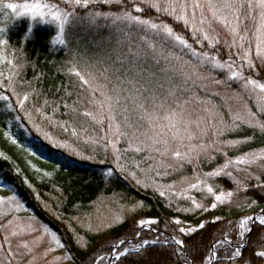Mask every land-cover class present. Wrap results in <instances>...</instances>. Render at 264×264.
Masks as SVG:
<instances>
[{
	"label": "snow or ice",
	"instance_id": "obj_1",
	"mask_svg": "<svg viewBox=\"0 0 264 264\" xmlns=\"http://www.w3.org/2000/svg\"><path fill=\"white\" fill-rule=\"evenodd\" d=\"M101 6H107V10ZM0 14L9 23L27 17L34 23L55 25L57 33L52 44L68 50L69 59L59 69L67 82L56 88L57 93L63 91L65 95L58 99H48L35 87L21 96L14 85L24 65L21 63L17 70L13 60H7L14 69L8 77V89L16 97L15 106L24 112V119L51 147L80 159H93L91 154L84 155L88 150L92 154L103 151L106 156L111 150L120 171L125 170L121 164L125 154L146 153L145 160L152 161L147 169H141L146 179H151L152 172L166 176L169 170L180 172L191 165L193 175L181 178L179 183L186 187L179 193L171 191L173 184L166 186L168 191L164 186L157 187L161 197L179 195L190 201L189 207L178 206V212H209L218 205H226L238 193L247 192L249 179L255 180V186L264 191V149L231 158L224 149L235 148L246 141L222 139L244 127L264 134V0H24L23 3L0 0ZM246 21H253L254 28L250 30ZM218 25L226 30V38L222 39ZM6 26L0 27V35L5 33ZM69 26H80L96 35L101 29H108V34L89 41L97 49L89 54L86 46L81 50L79 41L70 46L66 39ZM31 31L30 25L28 32ZM7 44L6 39L0 38V46ZM3 59L0 56V60ZM3 86L0 84V88ZM73 95L76 99L67 103L66 97ZM33 98L32 108L28 109L26 102ZM41 98L42 104H39ZM0 101L13 109L9 95L0 94ZM81 105L83 111H80ZM61 106L65 115L82 116L98 130L81 136L77 127L83 128L84 121L76 125L53 119ZM47 109H51L53 116L45 114ZM37 117L63 134L70 132L72 139L55 138L37 123ZM83 131L88 130L83 128ZM4 135L13 145H18L12 133ZM122 141L127 147H118ZM24 150L29 155H43L39 145ZM213 153H222L225 161L215 170L205 172L201 162L214 161ZM135 167L140 169V164L136 163ZM253 169H257L255 174ZM239 173L244 176L240 177ZM105 175L111 176L112 171ZM129 175L137 184L141 183L136 172ZM220 177L228 178L235 190H224L213 183ZM152 183L155 184V180ZM192 190L204 193L202 199L198 201L195 196L187 195ZM209 197L212 198L210 205L203 202ZM4 204V199L0 198V205ZM256 204L253 199L248 206ZM7 205L6 210L0 209V216L24 208L15 195L7 198ZM221 219L216 216L211 223ZM14 221L15 218L4 226L10 230V235H5L0 244V251L9 264L18 255L12 250L11 238L25 232V228ZM158 223L153 218L136 221L131 240L119 239L108 255L93 257L92 264H129L132 254L150 251L156 245L164 251L171 248L170 255L178 258L175 264H193L196 257L193 261L188 259L184 237L205 229L206 223L192 225L179 218L172 220L166 228L175 225L180 238L154 229ZM254 226L258 231L252 244L261 248H253L254 257L257 264H264V208L255 215L239 219L238 223L229 220L222 239L209 245L207 255L197 253L199 264H254L251 256L244 258V249L249 246L246 241ZM27 230L35 231L31 224L27 225ZM145 230L155 234L145 236ZM43 233L57 247H65L47 227H43ZM39 239L37 237V241ZM4 245H7L6 250ZM19 247L28 253L33 251L28 243ZM64 259L74 258L65 255Z\"/></svg>",
	"mask_w": 264,
	"mask_h": 264
},
{
	"label": "trees",
	"instance_id": "obj_2",
	"mask_svg": "<svg viewBox=\"0 0 264 264\" xmlns=\"http://www.w3.org/2000/svg\"><path fill=\"white\" fill-rule=\"evenodd\" d=\"M101 8L107 10V7L101 6ZM78 11L81 10L78 9ZM150 11L154 14L153 10ZM81 14L83 13L81 12ZM28 28L27 21L23 19L11 22L6 28L5 38L8 41L12 57H15L16 69H19L21 63L24 65L20 75L15 78L22 88L25 87L23 89L26 90V93H30L32 88L35 87L41 90L48 99H58L60 96L65 95L63 91L57 93L56 88L62 82H67L66 77L59 69L69 59L68 50L62 46L52 44L53 29L32 27V31L28 32ZM107 34L108 29L100 30L99 35ZM99 35L80 26H69L66 31V39L70 41V46H74L76 41H79L81 50L86 46L89 54L97 51L89 41L99 39ZM42 99L39 104H42ZM74 99H76L75 95L70 98L66 97V102L71 104ZM33 102L34 98L30 101L31 108ZM79 108L80 111L84 110L83 105ZM64 112L65 110L61 106L60 111L54 116L51 109H47L45 114L53 116V119L57 121H67L69 124L76 125L84 121V126H90L86 118L82 116L70 117L65 115ZM8 117L10 116H4L0 112V149L4 150L10 157V161L0 158V176L3 181L14 188L17 197L33 211L38 220L46 225L49 230L56 233L65 245L67 254L74 258L71 260L73 264H92V258L97 254L108 255L111 246L119 239L131 240L136 230V221L147 218L159 221L154 229L166 235L177 236V238L180 237L178 232L174 230L175 225L166 228V225H169L172 220L179 218L185 224L192 225L205 222V229L198 231L191 237H184L187 242L188 259L193 261V257H196L193 264H199L197 253L207 255L209 245L222 239L229 220L238 223L239 219L246 217L248 214L260 212L261 208H264V191L255 186V180L249 179L247 181V192L238 193L233 197V202L223 206L218 205L215 210L209 212L197 210L178 212L176 211L178 206L189 207L190 201L179 195L170 196L166 194L165 197H161L156 187L150 188L142 186L143 184H137L136 180L129 175L130 172H136L139 178L145 176L135 167V164L138 161L140 162L142 158L132 152L125 154L122 158L121 164L125 170L120 171L112 158L111 152L107 156L102 152L91 153L94 160L80 159L65 153L62 154L49 144L31 142L35 146H41V150L50 159L47 161L33 157L35 161L40 166L45 165L48 169H53L51 178H39V174L30 167L26 160L28 152L24 150V144L27 143L28 138L23 135V132L16 131L15 136H18L16 137L18 146L13 145L4 135L9 129ZM37 121L43 123L38 117ZM29 134L36 137L32 131H29ZM248 137L252 138L248 139ZM222 139L246 141V143L235 148L224 149L231 158L243 155L246 152H258L260 149H264V134L259 133V131L254 132L247 127L236 133H230ZM124 147L125 143L123 142L122 148ZM213 154L216 156L214 161L201 162L203 171L215 170L216 167L224 163L225 157L222 153ZM58 155L61 156L60 159ZM84 155H90V151H85ZM101 161L104 162L101 163ZM15 163L21 169L19 174L15 170ZM110 170L112 175H105ZM192 175L193 168L191 165L185 166L180 172L169 170L168 175L162 174L159 176V180L161 178L159 186H164V189L168 191L166 186L173 184L174 188L171 191L175 189L174 192L179 193L181 189L177 185L180 184L181 178ZM24 176L31 183L34 190L27 186ZM213 183L218 184L224 190H235V185L226 177L216 178ZM187 195L195 196L199 201L204 193L192 190ZM246 198L248 203L254 199L257 204L249 207ZM170 200L171 206L169 205ZM203 202L210 205L212 198L209 197ZM99 203H104L110 210L118 208L122 212L121 221L108 227L98 226L94 216L96 215V206ZM216 216H220L221 221L215 224L211 223ZM256 231L258 229L254 226L249 241H246L249 246L244 249V258L247 260L251 256L254 264H257V261L254 257L253 248L261 250L260 246L252 244V241L256 240ZM154 234H149L147 230L144 233L145 236ZM170 252L171 248L164 251L161 250L160 245H156L155 249L150 251L142 252L139 255L132 254L129 257V264H175L178 258L175 255H170Z\"/></svg>",
	"mask_w": 264,
	"mask_h": 264
},
{
	"label": "rangeland",
	"instance_id": "obj_3",
	"mask_svg": "<svg viewBox=\"0 0 264 264\" xmlns=\"http://www.w3.org/2000/svg\"><path fill=\"white\" fill-rule=\"evenodd\" d=\"M5 2L23 3L24 0H5ZM52 2H57V0H52ZM61 7L66 8L67 6L61 4ZM104 7H107V6H104ZM81 12H82V10H81ZM20 19L27 21L28 25L29 26L31 25V27H45V28L53 29L54 30V36L57 33V28L55 25L34 23V22L30 21L27 17H23ZM165 19L168 20L170 18L166 17ZM10 23L5 22L3 20V15L0 14V27L5 26V24H7V26H8ZM245 23L247 24V27L250 30L254 28V22L253 21H246ZM7 26H6V28H7ZM217 27H218V30L220 31V35H221L222 39L226 38V30H224L219 25ZM67 29H66V31H67ZM5 34H6V30H5V33L0 35V38L6 39ZM0 56L4 57L3 60H0V73H2V75H0V84L4 85L2 88H0V94L9 95L11 97V100H12V103L14 106L13 109H9V108H7L5 102L0 101V112H1V114H3L4 116H7V115L10 116V117H8V121H7L8 128H9L8 132L12 133L14 138L18 137V136H15L16 131L23 132V135L28 138V141H26L27 143L24 144L25 145L24 148L25 147H35V144H33L31 142H39V143L42 142V143L48 144L45 140H43V138L35 130L32 129L31 123H29L28 120L24 119V112L20 111L19 108L17 106H15L16 97L12 96V93L8 89V77L13 74L14 69H13L12 65H9L7 63V60H13V63L15 61L14 60L15 57L14 58L12 57V53L9 49L8 44L6 46H0ZM15 81H16V83H15L14 87L16 88V91L22 96L23 94L26 93V90L23 89L25 87L22 88L16 78H15ZM28 105H29V109H31L30 101L26 102L27 108H28ZM196 107H198V106H196ZM17 116L21 117V119L17 120L16 119ZM42 122L43 123H40L37 121V123L41 124V126L44 128V130L49 131L51 134H53V136L55 138H68L70 140L72 139L70 136V132L68 134H63L60 129L52 128L47 122H44V121H42ZM21 124L23 125V127L19 126ZM89 124H90L89 127H86L83 125V128L86 127V129L88 130L87 133H85L83 131V128H80V127L77 128V131L81 136L91 135L94 131L98 130L96 128V126L92 125L90 122H89ZM29 131H32L34 133V135L37 137V139H36V137H32L29 134ZM122 143H123V141L118 145V147L122 148ZM125 147H127L126 144H125ZM58 150L62 154L65 153V154L69 155L68 152H66V151H63L61 149H58ZM88 151H90V150H88ZM100 152L104 153L103 151H100ZM110 152H111V150H109V153ZM0 154H2V155H0V158L5 159V157H7V159L10 161L9 155L4 150L0 149ZM84 154H85V152H84ZM90 154H91V151H90ZM133 154L142 158V160L140 162L138 161V163L140 164V169H139L140 172H141V169H147L148 165L152 163V161H150V160H145V156L147 155L146 153H142V154L133 153ZM58 156L60 159L61 156L60 155H58ZM69 156H74V155H69ZM33 157L35 159L42 158V159L47 160V161L50 160L49 157L46 156L44 152H43L42 156L29 155V153H28V155L26 156V160L29 163L30 167L39 174V178L40 177H43L46 179L51 178L53 169H51V170L48 169L44 165V163H42L44 166H40L39 163H37V161H35V159ZM74 157H76V156H74ZM90 160H94V158L90 159ZM50 162H52V161H50ZM52 163H54V162H52ZM14 165H15V170H16L17 174L21 173V169L17 166V164L15 163ZM53 167H54V165H53ZM253 172L255 174L257 172V169H253ZM45 173H47V175H45ZM149 175H150L151 179H146L145 176H141L140 178L137 177L138 179L141 180L140 184H143L142 186H144V187L148 186L150 188H154V187L157 188L160 185L161 178L159 180V176H157L155 172H152ZM238 175L240 177H243L244 173H239ZM24 178H25V176H24ZM152 180H155L156 183L155 184L152 183ZM25 181L27 183V186H29L31 189L34 190L31 183L27 179ZM146 184H147V186H145ZM177 187L182 189L183 187H186V185L178 184ZM174 191H175V189H174ZM35 193L38 194L37 192H35ZM13 195H15L16 198L24 205V208L20 209L19 211H11L8 215L0 216V244H3V237L5 235H10V230L5 229V227H4L5 225H8L9 220H13L15 218V221H14L15 224L18 225L19 227L25 228V232L20 236L11 238L12 250L14 252L18 253V255H16L14 258L11 259L10 264H29L30 261L32 262V264H73L71 260L64 259L65 255H68L66 250H65V247L63 249H61V248L57 247L54 243L51 242L50 237H48L47 234L43 233V227H46V225H44L42 222H40L38 220L37 216L33 213V211L31 209H29L25 205V203L17 197V195L15 194L14 188L12 186H10L7 182L3 181L1 176H0V198L4 199V201H5L4 205H0V209H5V210L7 209V207H8L7 198L9 196H13ZM231 202H233V199ZM95 211H96V215H95L96 217L94 216V218L96 219L97 224L100 227L101 226L108 227L110 225L117 224L121 221V218H122V212L120 210H118V208L110 210V209H108V206H106L104 203H99L96 206ZM249 215H252V214H248L247 216H249ZM117 218H119V219H117ZM28 224L32 225V227L35 229L34 232H29L27 230ZM17 230H19V228H17ZM37 237H40V239L38 241H37ZM34 241H35V243H33ZM22 243H28L29 246L33 248V251L31 253H28L26 249L19 247V245ZM4 248L6 250L7 245H4ZM49 248H55L56 250L55 251H48ZM56 257H60L61 259L57 260ZM0 264H9V260L7 258H5L3 251H0Z\"/></svg>",
	"mask_w": 264,
	"mask_h": 264
},
{
	"label": "water",
	"instance_id": "obj_4",
	"mask_svg": "<svg viewBox=\"0 0 264 264\" xmlns=\"http://www.w3.org/2000/svg\"><path fill=\"white\" fill-rule=\"evenodd\" d=\"M257 214V213H256ZM253 215H255V214H253ZM170 236V235H169Z\"/></svg>",
	"mask_w": 264,
	"mask_h": 264
}]
</instances>
